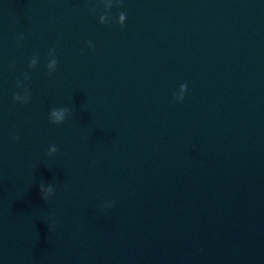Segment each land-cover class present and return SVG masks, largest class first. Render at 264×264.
Wrapping results in <instances>:
<instances>
[{
    "label": "water",
    "instance_id": "95a60500",
    "mask_svg": "<svg viewBox=\"0 0 264 264\" xmlns=\"http://www.w3.org/2000/svg\"><path fill=\"white\" fill-rule=\"evenodd\" d=\"M0 264H264V0H0Z\"/></svg>",
    "mask_w": 264,
    "mask_h": 264
},
{
    "label": "clouds",
    "instance_id": "9594fccd",
    "mask_svg": "<svg viewBox=\"0 0 264 264\" xmlns=\"http://www.w3.org/2000/svg\"><path fill=\"white\" fill-rule=\"evenodd\" d=\"M121 18H122V17H121ZM50 63H51V62H50ZM183 87H184L183 85L180 86L181 93H182ZM176 98L179 99V94L177 95ZM51 115H52V117H53L54 119H57V120H58V119H60V115H61V114L58 113V112H53ZM42 191H43V193H46V192H47V189H43Z\"/></svg>",
    "mask_w": 264,
    "mask_h": 264
}]
</instances>
